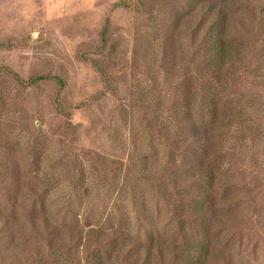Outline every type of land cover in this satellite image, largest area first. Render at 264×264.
I'll list each match as a JSON object with an SVG mask.
<instances>
[{"label":"rangeland","instance_id":"obj_1","mask_svg":"<svg viewBox=\"0 0 264 264\" xmlns=\"http://www.w3.org/2000/svg\"><path fill=\"white\" fill-rule=\"evenodd\" d=\"M200 261L264 264V0H0V264Z\"/></svg>","mask_w":264,"mask_h":264},{"label":"trees","instance_id":"obj_2","mask_svg":"<svg viewBox=\"0 0 264 264\" xmlns=\"http://www.w3.org/2000/svg\"><path fill=\"white\" fill-rule=\"evenodd\" d=\"M139 1L140 3L142 2L143 4V0H139ZM225 31H226V28L219 29L216 26L212 25L210 29L208 30V33L205 36V40L211 46H214L215 54L217 53L216 55L219 58L221 57L223 59H225L227 55L231 52V49L229 48L227 49L226 46L222 47ZM51 78L52 77H49V76H40V77L30 79V81H28L27 83H24L17 77L21 85L26 84L28 86L38 84L39 82H42V81L50 80ZM54 79L57 81L61 89L65 87V83L62 79H59L56 77H54ZM204 168H205L204 164H201V167H197L195 171L202 170ZM181 179L182 178L180 176L178 179V176L176 174H175V178L171 179V182L175 183V186L177 189H179ZM196 179L198 180L200 184L204 186L209 181L212 180V177L210 175L202 176L201 174ZM207 198H208V201L210 202V206H208L207 204ZM211 203H212V196L210 195L209 192L207 193V191L204 192L200 196H194V197H192V195L188 191H186L183 194L181 193L178 200H175V205L177 208L176 212H179L178 222L182 227V232L185 235V237H188L189 235L188 233L189 227L196 229V230H205L204 220L207 219V214L211 212L210 210V208L212 207ZM197 264H201V261L198 262Z\"/></svg>","mask_w":264,"mask_h":264}]
</instances>
